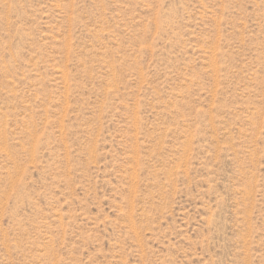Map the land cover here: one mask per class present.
Returning a JSON list of instances; mask_svg holds the SVG:
<instances>
[{"label":"rangeland","instance_id":"obj_1","mask_svg":"<svg viewBox=\"0 0 264 264\" xmlns=\"http://www.w3.org/2000/svg\"><path fill=\"white\" fill-rule=\"evenodd\" d=\"M0 264H264V0H0Z\"/></svg>","mask_w":264,"mask_h":264}]
</instances>
